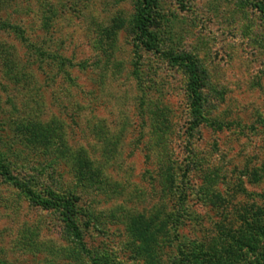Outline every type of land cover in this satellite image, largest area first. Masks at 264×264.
I'll return each instance as SVG.
<instances>
[{
	"label": "rangeland",
	"instance_id": "obj_1",
	"mask_svg": "<svg viewBox=\"0 0 264 264\" xmlns=\"http://www.w3.org/2000/svg\"><path fill=\"white\" fill-rule=\"evenodd\" d=\"M135 14L0 0V264H264V13L157 0L158 51ZM168 54L206 75L198 126ZM28 188L76 199L83 244Z\"/></svg>",
	"mask_w": 264,
	"mask_h": 264
},
{
	"label": "trees",
	"instance_id": "obj_2",
	"mask_svg": "<svg viewBox=\"0 0 264 264\" xmlns=\"http://www.w3.org/2000/svg\"><path fill=\"white\" fill-rule=\"evenodd\" d=\"M252 1H254V6L258 8L259 11L264 13V0ZM156 7L157 0H136V14L133 25L134 40L137 44L139 43L148 51H158L156 38L152 31V28L156 23ZM168 56L171 62H174L175 65L183 67L188 75L189 99L191 100V108L195 118V123L196 126H198L205 120L202 114V90L206 84V75L201 70L200 66L196 64L190 56L179 57L173 54H168ZM78 65H80V63H78ZM74 104L73 110L76 111L77 108L81 110V105L78 102H75ZM64 108L66 107L64 106ZM81 162L83 163L84 161L82 160ZM32 192L33 191H31L29 188L27 189V193L30 196L31 202L42 207L43 209L49 210L50 208L61 206L63 221L75 234L78 241L83 244V236L75 220L77 210L74 201L76 199L66 198L62 201H59V204L57 205L49 199L38 198ZM83 248L85 247L83 246Z\"/></svg>",
	"mask_w": 264,
	"mask_h": 264
}]
</instances>
